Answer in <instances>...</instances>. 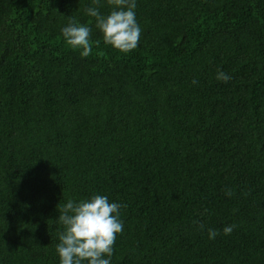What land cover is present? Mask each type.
I'll return each mask as SVG.
<instances>
[{
  "label": "trees",
  "instance_id": "16d2710c",
  "mask_svg": "<svg viewBox=\"0 0 264 264\" xmlns=\"http://www.w3.org/2000/svg\"><path fill=\"white\" fill-rule=\"evenodd\" d=\"M136 3L125 54L93 0H0V264H60L59 209L96 194L122 205L111 264H264V0Z\"/></svg>",
  "mask_w": 264,
  "mask_h": 264
},
{
  "label": "clouds",
  "instance_id": "9594fccd",
  "mask_svg": "<svg viewBox=\"0 0 264 264\" xmlns=\"http://www.w3.org/2000/svg\"><path fill=\"white\" fill-rule=\"evenodd\" d=\"M107 4L112 10L106 16L100 11L101 0H93V6L87 7L85 12L94 18L95 27L103 33L105 44L128 54L138 48L142 32L136 20V0H107ZM91 34L92 29L81 25L75 18H71L62 29L67 45L81 49L82 57L92 54ZM99 43V40L95 41L97 46ZM216 79L227 83L231 76L218 71ZM195 83L197 81L193 80ZM121 207V204L110 202L107 196L99 194L78 203L69 199L59 209L58 221L64 226V231L59 234L60 243L56 246L60 264H111L117 236L124 228L120 219ZM199 226L204 228L203 224ZM233 230L234 226H226L223 232L230 235ZM208 235L209 239H215L219 233L208 229Z\"/></svg>",
  "mask_w": 264,
  "mask_h": 264
}]
</instances>
